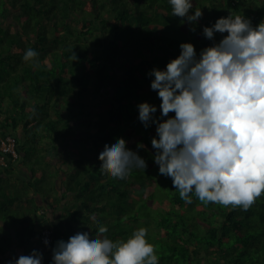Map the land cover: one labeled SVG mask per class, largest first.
I'll return each instance as SVG.
<instances>
[{
  "label": "trees",
  "instance_id": "obj_1",
  "mask_svg": "<svg viewBox=\"0 0 264 264\" xmlns=\"http://www.w3.org/2000/svg\"><path fill=\"white\" fill-rule=\"evenodd\" d=\"M193 4L192 14L195 7L203 11L195 24L172 16L169 0H0V156L6 161L0 162V220L11 218L4 224L15 227L20 245L41 237L38 223L50 209H61L50 226L52 249L77 232L95 238V215L113 241L146 228L159 264H264V194L248 211L205 205L194 196L187 204L154 162L156 125L145 128L138 119L143 102L155 105L160 117L161 100L148 73L166 69L180 55L181 43L194 44L199 56L227 35L204 37L203 28L217 19L232 13L254 26L264 21V0ZM27 48L38 52L39 67L23 60ZM82 129L71 147L84 142L86 151L68 166L67 141ZM11 135L17 157L1 150ZM117 138L146 160L145 170L133 169L123 180L100 172L99 154ZM50 165L55 173L48 172ZM37 171L41 176L35 179ZM36 194L48 200L43 213ZM71 194L80 202L74 208L68 206Z\"/></svg>",
  "mask_w": 264,
  "mask_h": 264
},
{
  "label": "clouds",
  "instance_id": "obj_2",
  "mask_svg": "<svg viewBox=\"0 0 264 264\" xmlns=\"http://www.w3.org/2000/svg\"><path fill=\"white\" fill-rule=\"evenodd\" d=\"M169 4L172 16L182 22L195 24L203 17L200 7L191 13L193 0ZM216 33L227 35L199 56L194 44L181 43L180 55L166 69L148 73L154 77L151 89L161 100L160 117L155 116V105L143 102L137 106L138 119L145 128L156 125L151 141L154 162L160 175L172 179L182 200L191 204L194 196L205 205L248 211L264 194V21L254 26L250 18L230 13L203 28L209 40ZM38 55L27 48L23 60L39 67ZM71 59L75 61L76 55ZM2 156L0 162L6 163ZM99 160L100 172L114 180L148 166L123 138L105 144ZM91 219L98 224L96 237L77 232L67 241H57L52 264H159L146 228L136 229L126 241H113L105 235L108 228L95 215ZM40 240L50 246L47 239ZM43 259L42 252L33 250L9 264H43Z\"/></svg>",
  "mask_w": 264,
  "mask_h": 264
},
{
  "label": "crops",
  "instance_id": "obj_3",
  "mask_svg": "<svg viewBox=\"0 0 264 264\" xmlns=\"http://www.w3.org/2000/svg\"><path fill=\"white\" fill-rule=\"evenodd\" d=\"M37 200L39 201V199ZM47 201L44 200L43 198L40 199L38 203L42 205L40 207L41 209L39 210V213L44 212L42 206L47 204ZM60 207H63V205H61ZM59 210L50 209V212H46L47 218L41 221L40 223H38L36 227L43 229L44 227L52 226L54 220L57 219L61 214V211ZM50 216L52 217L51 221H50ZM2 224H4V222L0 220V225ZM9 230L11 231L12 234L11 238L9 239V241L11 242L10 243L7 242L8 243L7 247H4L0 244V264H9V261H13L15 258H18L22 254L29 255L33 250H38V248H40L42 251H47L52 256V252H50L51 248L42 244L39 235H35L31 243L26 245H20L18 243V239H17L18 235L17 232L15 231V227H10Z\"/></svg>",
  "mask_w": 264,
  "mask_h": 264
},
{
  "label": "rangeland",
  "instance_id": "obj_4",
  "mask_svg": "<svg viewBox=\"0 0 264 264\" xmlns=\"http://www.w3.org/2000/svg\"><path fill=\"white\" fill-rule=\"evenodd\" d=\"M78 14H80V12H78ZM77 14V15H78ZM99 97H94V99H95V101L97 102V103H100L99 102V99H98ZM99 105V104H98ZM100 106V105H99ZM19 133H22V130H19ZM82 133H83V129L81 130V131H78V134H75V135H73L72 136V139L68 142L67 141V144H66V148H70V150H69V155L67 156V158H66V162L68 163V166H73L75 163L73 162V158H75L76 157V155H78V153H81V152H83V151H86V146L84 145V142L82 143L81 142V144H75V146H73V147H71L72 146V143H75V142H79L78 141V136H81L82 135ZM86 141V140H85ZM65 155L66 154V150H65V147H63V152H62V155ZM58 160V159H57ZM56 160V161H57ZM27 167V166H26ZM26 167H22L21 168V170H23V171H25V172H27V168ZM50 167V170L48 171V172H52L53 171V167H51V165L49 166ZM29 170H30V168H29ZM28 170V172H31V170L29 171ZM19 171V170H18ZM22 171V172H23ZM39 171H41V170H39ZM39 171H37V175H35V176H33L35 179H38L41 175H40V172ZM53 173H55L54 171H53ZM55 179V178H54ZM60 179H61V177L59 176V178L57 177L56 178V181L57 180H59V187H61V185H60ZM21 183H23V182H21ZM44 186H46V187H48V183H44L43 184ZM54 187V183L53 184H51L50 185V187ZM72 195H74V194H71V197H70V199H68V201H72V200H74V196H72ZM36 198L37 199H39V201H40V199H42V197H41V195L40 194H36ZM73 203H71L70 205H68V206H73V208L75 207V206H78L79 204L78 203H80V202H76V201H72ZM75 202V203H74ZM32 207H33V204L31 205ZM29 207V204L27 205V206H25L24 208H28ZM66 209V212H70V209H69V207H66L65 208ZM28 211L26 212V214H28V215H31L30 214V212L32 211V208L30 209H27ZM59 211H61V209L59 210ZM39 217H40V220H42L43 219V217L44 216H40L39 215ZM32 218H34V216L32 215ZM2 219V218H1ZM3 220V219H2ZM5 222L4 223H6V221H9V222H11V218H8L7 220H4ZM31 223V222H30ZM28 224V223H27ZM16 225H20V223H17ZM29 228V227H28ZM28 230V229H27ZM10 230H9V227H8V225H6V224H2V225H0V244L2 245V246H4V247H7L8 246V243H7V241L8 240H5V237H4V235L5 234H7L8 235V232H9ZM9 236V235H8ZM52 249V248H51ZM38 251H40V252H42L43 253V257H44V259H43V264H52V256L47 252V251H42L40 248H38Z\"/></svg>",
  "mask_w": 264,
  "mask_h": 264
},
{
  "label": "built area",
  "instance_id": "obj_5",
  "mask_svg": "<svg viewBox=\"0 0 264 264\" xmlns=\"http://www.w3.org/2000/svg\"><path fill=\"white\" fill-rule=\"evenodd\" d=\"M3 152H11L14 156H17L16 152V140L14 136H8L3 142L1 146ZM4 159V156L1 157ZM4 161V160H3ZM41 239L44 243V240L47 239L50 243L53 240V229L50 227H45L42 230ZM49 243V245H50Z\"/></svg>",
  "mask_w": 264,
  "mask_h": 264
}]
</instances>
